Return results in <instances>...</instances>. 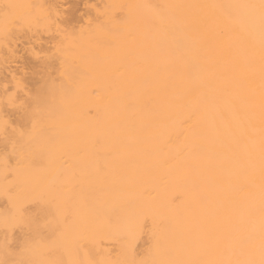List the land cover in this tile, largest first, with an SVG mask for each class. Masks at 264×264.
I'll return each instance as SVG.
<instances>
[{"label": "bare ground", "instance_id": "6f19581e", "mask_svg": "<svg viewBox=\"0 0 264 264\" xmlns=\"http://www.w3.org/2000/svg\"><path fill=\"white\" fill-rule=\"evenodd\" d=\"M60 1L0 0V264H264V0Z\"/></svg>", "mask_w": 264, "mask_h": 264}, {"label": "rangeland", "instance_id": "374dc122", "mask_svg": "<svg viewBox=\"0 0 264 264\" xmlns=\"http://www.w3.org/2000/svg\"><path fill=\"white\" fill-rule=\"evenodd\" d=\"M100 3L101 0H61L59 2V9H61L60 19L64 22L65 19L70 18L69 20L67 19L69 21L68 25L77 27L80 24L82 25L85 17L91 14V7L93 5H99ZM71 14L72 17L70 16ZM30 42L31 41L27 39H19L17 41V52L13 61L14 66L12 67L13 71L15 70L19 75H23L26 80L30 79L28 81L33 79L32 77H29L31 76V69L38 63V60L32 57L28 52V47L31 44ZM38 42H40L42 46L39 47ZM32 45L35 46V49L42 50L39 54L42 56L45 51H49L51 45L50 38L49 36L46 38V35L43 34L42 39L33 42Z\"/></svg>", "mask_w": 264, "mask_h": 264}]
</instances>
